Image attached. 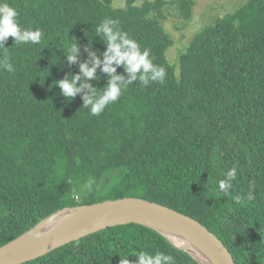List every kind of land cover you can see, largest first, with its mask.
<instances>
[{"label":"trees","instance_id":"trees-1","mask_svg":"<svg viewBox=\"0 0 264 264\" xmlns=\"http://www.w3.org/2000/svg\"><path fill=\"white\" fill-rule=\"evenodd\" d=\"M4 0L23 28L39 29V44L4 45L14 71L0 68V248L53 214L84 205L140 198L189 216L215 234L236 264H264V0H250L205 27L180 57L161 18L166 0ZM138 1L143 4L138 6ZM193 1H183L190 13ZM148 49L165 68L163 83L140 84L117 67L127 85L97 116L84 107L109 83L96 27L105 19ZM77 42V63L66 49ZM5 50L0 48V59ZM115 67V65H113ZM80 75L91 85L65 98L59 81ZM129 81H131L129 83ZM237 168L226 193L220 180ZM90 185V187H88ZM251 197V198H249ZM139 251L199 264L158 232L138 224L110 228L25 264H120Z\"/></svg>","mask_w":264,"mask_h":264},{"label":"water","instance_id":"water-1","mask_svg":"<svg viewBox=\"0 0 264 264\" xmlns=\"http://www.w3.org/2000/svg\"><path fill=\"white\" fill-rule=\"evenodd\" d=\"M66 211L73 214L56 229L40 238L31 237L44 223ZM130 224L158 232L199 264H236L225 244L197 220L134 197L63 209L1 247L0 264H25L95 233ZM178 234L188 239L183 240Z\"/></svg>","mask_w":264,"mask_h":264},{"label":"clouds","instance_id":"clouds-1","mask_svg":"<svg viewBox=\"0 0 264 264\" xmlns=\"http://www.w3.org/2000/svg\"><path fill=\"white\" fill-rule=\"evenodd\" d=\"M118 19L105 18L95 29L97 35L103 34L106 43V51L104 59L101 60L92 53L93 66L89 67L87 63L81 64V72L88 80L96 78L97 68L103 63L102 71L109 74V83L97 98L92 99L84 96V107L90 109L93 116L100 115L109 104L118 102L124 91L128 89L127 85L121 87L123 76L116 75L117 67H123L125 71L131 75V79L135 80L137 73H140L139 80L143 86L149 85L151 82L163 83L166 76L165 68L153 64L148 49H141L140 44L133 38H130L128 33L120 28ZM9 37L14 38L16 44H39L42 41L43 33L39 29L23 28L19 21L18 11L9 3L0 0V48L4 49V56L0 59V68L5 69L9 73L14 71L13 65L10 62V56L7 54V49L4 47ZM79 53L78 43L72 42L66 49L67 59L70 63H77ZM115 65V67L113 66ZM81 80L80 75L74 76L72 79H64L59 81L57 86L62 90L65 98L74 99L82 91V88H89L93 93L95 90L91 85L83 84L77 86ZM131 81H129L130 83ZM237 176V168L233 167L227 172L226 179L220 180L218 187L222 192H227L232 187V181ZM90 187V185H88ZM251 198V197H249ZM36 238H40L38 233ZM137 264H176L175 257L164 252L157 251L154 255L139 251L136 255ZM120 264H130L129 257L121 258Z\"/></svg>","mask_w":264,"mask_h":264},{"label":"rangeland","instance_id":"rangeland-1","mask_svg":"<svg viewBox=\"0 0 264 264\" xmlns=\"http://www.w3.org/2000/svg\"><path fill=\"white\" fill-rule=\"evenodd\" d=\"M183 1L185 0H166L167 6L163 9L164 18L160 19L174 42L173 47L167 51V58L176 67L177 74H179L180 57L187 52L195 36L220 18L236 12L250 0H187L194 3L190 13L182 6ZM142 4V1L137 3L138 6ZM113 7L126 8L127 0H114Z\"/></svg>","mask_w":264,"mask_h":264},{"label":"bare ground","instance_id":"bare-ground-1","mask_svg":"<svg viewBox=\"0 0 264 264\" xmlns=\"http://www.w3.org/2000/svg\"><path fill=\"white\" fill-rule=\"evenodd\" d=\"M72 214H73V211H66L64 213H61V214L55 216L54 218H52L51 220L47 221L42 226H40L39 229H37L33 233V235H31V237L35 238L38 233L40 234V236H42V235H45V234L53 231L59 225H61L67 218H69ZM178 235H181L183 240L188 239V238L185 239V236L182 234H178Z\"/></svg>","mask_w":264,"mask_h":264}]
</instances>
